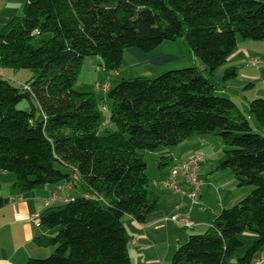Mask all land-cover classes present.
Segmentation results:
<instances>
[{"label":"trees","instance_id":"16d2710c","mask_svg":"<svg viewBox=\"0 0 264 264\" xmlns=\"http://www.w3.org/2000/svg\"><path fill=\"white\" fill-rule=\"evenodd\" d=\"M182 37L204 69L122 79L106 95L112 131L99 135L97 100L73 90L84 59L98 57L115 72L126 49L150 53ZM237 38L264 40V0H35L0 29V68L36 71L26 90L0 78V172L19 193L65 183L80 192L39 215L56 233L34 242L52 252L25 264H130L123 220L144 223L158 207L144 154L204 135L223 145L213 170H230L250 193L189 235L170 264L251 262L264 246V137L232 100L216 96L213 78ZM235 76L225 69L222 82ZM23 100L29 111L17 108ZM247 109L264 130V99ZM168 160L161 154L158 166Z\"/></svg>","mask_w":264,"mask_h":264},{"label":"crops","instance_id":"0c3cea01","mask_svg":"<svg viewBox=\"0 0 264 264\" xmlns=\"http://www.w3.org/2000/svg\"><path fill=\"white\" fill-rule=\"evenodd\" d=\"M32 1L35 0H0V29L12 17L20 16L23 6ZM179 44L180 49L177 52L157 49L155 53H144L137 49H126L122 62L128 61L130 64L127 67L133 69V72H124L121 69L108 73L103 68L100 58H85L84 61H86L82 65V69H88L92 64L98 65V67L93 86L89 82L86 86L88 90H82V92L92 94L100 108L99 102L101 104L102 98L100 96V99H97L96 96L102 95L107 98V91L113 87L112 82L118 81L121 76V80L126 77L127 79L137 78L134 76L135 73H139L140 69L144 68L146 71L154 72L155 67L152 64H157L158 67L165 68V70L177 69L171 68L175 66L186 67L185 47L183 42ZM189 54L188 57L194 62L193 58L195 57L191 58ZM251 57H259L264 60V40L257 44L246 41L239 43L237 40L234 52L227 58L225 64L213 74L214 80L219 85L220 95L232 100L249 120L253 119L248 115L247 103L253 99H264V69L249 67L247 61ZM228 68H234L236 76L222 82L223 72ZM1 73L3 70L0 68V75ZM23 83L25 81L21 85ZM96 84L100 86L107 84V91L97 90ZM234 97L238 101L234 100ZM102 102L105 104L104 100ZM105 109H107L106 106ZM251 128L255 133L264 137V130L256 122ZM214 136H193L177 146L159 148L151 155L144 154L149 191L158 197V207L155 212L147 216L144 223L139 224L128 216L123 220L129 237L127 249L130 264H170L175 250L189 237L186 230L193 231L195 228L203 227L202 231H205L211 225L214 217L222 210L230 208L250 193L248 187H237L230 170H213L214 163L221 156L223 150L219 137ZM197 152L204 156L199 171L201 186L198 194V202L203 206V210L205 208L203 212L198 210L197 205L191 204L184 195L173 194L161 185L168 178L169 169L173 164L181 163ZM164 153L169 158V165L159 167V158ZM13 181L11 174L0 172V264H25L28 259L49 254L51 249L41 251V248L36 246L34 239L41 235L53 236L56 230H47L40 226L39 215L47 207L58 205L74 195H80L79 190L71 187L61 193L56 202L45 205V199L56 190L57 185H46L40 189L19 193L12 187ZM184 190H186L185 187ZM176 211L187 214L195 224L193 229H186L169 220V216ZM262 255H264V246L257 251L254 257Z\"/></svg>","mask_w":264,"mask_h":264},{"label":"rangeland","instance_id":"374dc122","mask_svg":"<svg viewBox=\"0 0 264 264\" xmlns=\"http://www.w3.org/2000/svg\"><path fill=\"white\" fill-rule=\"evenodd\" d=\"M50 36H51L50 34H45V35H41V36L35 37L31 41V45L36 47V46L39 45V43L41 41H46L47 39H49ZM237 39H238L239 43L244 42V41L249 42V43H255V44L258 43V42H252L251 40H243L241 38H237ZM181 42H183L184 47H185V51H186L185 52L186 53V57H185L184 61L186 62L185 64H187V65H186V67H183V68H188V67L192 68V67H194V68H197L200 71L203 70L204 69V65L197 58H193L194 56H193L192 52L186 47L183 37L179 38V39H177L175 41L163 42L161 45H159L155 50H153L150 53H155L157 51V49H159L160 51L162 49H164V50H167V51L168 50H170V51L174 50L175 52H177L180 49V47H179L180 44L179 43H181ZM175 43H177V44H175ZM188 53H190L189 55H190L191 58L195 59L194 62L188 57ZM85 61H83L82 65H84ZM129 64L130 63L128 61H126V60L124 62H122L120 70L122 69L124 72H128V71L133 72L134 71L133 69H129L127 67ZM172 64H170V65H172ZM152 66L155 67L154 68L155 69L154 72L146 71V68H144V69H140V72L139 73H135L136 75H134V76L152 79V78H154L156 76H159L160 74H162V73H164L166 71L182 69V67H176L175 66V67H171V68H177V69H166L165 70V68L161 69L160 67H158L157 64L156 65L152 64ZM172 66H174V65H172ZM97 67H98V65H93V64H92V66H90L88 69H85V70L82 69L83 68L82 67L80 72H79V75L77 77L76 83H75V85L73 87V90L78 92V93H83L82 90H88V88L86 86L89 84V82L93 86V84L95 82L94 81L95 80L94 79L95 78V74L97 73V71H96ZM35 75H36V71H32V70H21L20 72H18L16 70H3V73H1L0 78H2L3 80L7 81L12 86H14L16 88H19L21 86L22 82L28 80L31 77H34ZM121 78H122V76L120 77V79L118 81H113L112 82V86L114 87L116 84H118L120 82ZM132 78H134V77H132ZM126 79H127V77H126ZM219 82H220V79H219ZM98 84H100V83H98ZM215 94H216V96L225 98V97L220 95V90L216 91ZM100 96L102 98L101 100L105 101V104H103L102 101H101V104L99 102V105H100L99 110H100V115H101V125L99 127L98 134L99 135H104L106 133V131H112V128L105 124V122H107L109 120V113H110L109 110H110V107H111V101L109 99H107L105 96L102 97V95L96 96L97 99L98 98L100 99ZM234 98H235L234 100L238 101V99H236V97H234ZM105 106L107 107V109H105ZM17 108L20 109V110H25V111H29L30 110V107H29L28 103L26 101H24V100L21 101L17 105ZM249 123H250V125L252 127L253 123H255V122H254V120H249ZM151 153L152 152H149V153L147 152V154H150V155H151ZM148 162H150V161L148 160ZM249 188H251V187H248V189ZM198 210H200V209H198ZM204 210H205V208H204ZM204 210H200V212H203ZM202 230H203V227H198V228H195L193 231H191V230H186V231L190 235V234H201V233H204L205 231H202ZM198 232H201V233H198ZM187 239H188V237H187ZM187 239L185 241H183L182 244H184L187 241ZM48 249H51V248H41V251H46ZM51 252H52V249H51ZM50 253L47 254V255H45V254L44 255H39V257H37L35 259H45V258H47L50 255Z\"/></svg>","mask_w":264,"mask_h":264},{"label":"built area","instance_id":"2783aa9c","mask_svg":"<svg viewBox=\"0 0 264 264\" xmlns=\"http://www.w3.org/2000/svg\"><path fill=\"white\" fill-rule=\"evenodd\" d=\"M247 64L251 68L264 69V60L259 57H251L248 59ZM23 89H28L26 85H21ZM96 89H102L107 91L108 86L104 84L102 86L96 84ZM109 126L108 121L105 122ZM204 156L202 153L197 152L189 156L185 161L178 164H173L169 169L168 178L161 183L162 187L173 194L184 195L187 197L191 204L197 205L198 209L203 210V206L198 202V194L201 186V180L199 178L200 165L203 162ZM73 178H76L73 175ZM71 183H65L58 185L56 190L45 199V205H50L56 202L61 193L65 190L71 189ZM184 187L186 190H184ZM70 199V198H69ZM67 201V200H66ZM37 217V215H35ZM171 222L177 223L186 229H193L194 222L189 219L186 213L176 211L169 216ZM228 264H237L234 260ZM249 264H264V255L254 257Z\"/></svg>","mask_w":264,"mask_h":264}]
</instances>
